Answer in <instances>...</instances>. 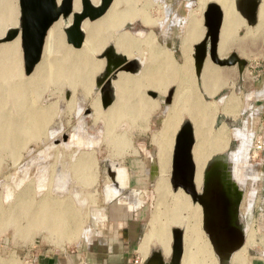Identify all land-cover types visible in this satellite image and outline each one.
Masks as SVG:
<instances>
[{
    "label": "rangeland",
    "instance_id": "rangeland-1",
    "mask_svg": "<svg viewBox=\"0 0 264 264\" xmlns=\"http://www.w3.org/2000/svg\"><path fill=\"white\" fill-rule=\"evenodd\" d=\"M144 2H151L153 4H149L145 7L149 15L154 16L150 21V25L143 24L138 17L134 21L123 22L124 24H122L118 30H127L131 34H134L138 39L136 46L127 47L125 51L120 52L116 50L113 42L109 41L95 56L101 59L102 67L100 68L101 70L92 76L91 82L86 83V87H88L87 92L84 91V87L80 84H75L72 89L68 84L63 83L58 85L46 84L38 93H31L29 98L32 97V94L39 95L38 98L36 96H34V99L25 98V102H22V104L26 103L31 106L32 104H36L49 107L45 116H42L44 120L42 121V118H40L43 128L41 127V131L35 133V135L31 134L30 136L29 134L26 138L19 141L21 142L19 144L12 145L11 142H7L9 144H6L0 141V264H33L32 260L29 258L32 257V255L28 257L25 255L26 243H28V240L33 234L35 240L41 247L56 248L60 246L52 245L53 243L50 240L49 234H47V229L44 230L43 225L40 223V226L42 225L40 227L36 222L37 218H39V220L43 218H40L38 216L39 214L36 212L39 211L40 213L42 211L40 213L42 214L44 212V207L42 206L47 204H56L63 209V211L65 209L64 212H67L66 215H70L71 212L74 213V211L76 212L73 215L74 225L78 227L75 228L76 235L71 238L70 242L61 237L57 240L61 241L62 239V243L65 244L76 242L86 227L83 218L84 208L86 207L85 209H88V205L94 203V196L96 197V195L91 193L92 190L95 189L97 192L96 194H99L100 189L105 190L108 187L110 194L112 191L117 192L119 190V182L117 181L119 179L118 175L121 177L124 176L125 173L123 167L127 170H131L137 177H142L143 172L147 174V177L145 176L146 179H144L145 182L143 181L139 184L142 194V200L139 205L141 218L139 222L140 232L144 230L143 234L146 233L150 228V221L153 219L156 210L162 208L158 203L159 195L155 187V181H157V177L160 175L157 162L158 148L155 142V132L160 128L170 102L167 104L161 102L159 99L150 96L148 91H153L159 97L164 96L165 93L159 95L152 89L153 87L142 88L144 97L151 102L154 98L156 106L153 108L152 105L148 109L147 107H143V110L116 111L118 113L123 112V114L128 113L126 114L127 117L122 119L121 117H117V120H112V123L114 122L111 127L112 131L106 134V132H108L106 128V116L112 113L111 104L116 98L113 80L121 71H125L128 74L130 73L129 75L132 74V76H138L144 67L145 59L149 60V65L151 66L150 71H153V74L156 71L163 73L162 76L164 75V78H161L162 82L160 81V86L161 88L166 87L165 91L171 88L172 93L170 97L172 98L176 92L177 85L175 82H171L170 77H167L169 74L165 75V67H167L165 61L169 60L172 62V59L168 54L161 52L155 53L153 50L156 45V47L164 46L170 50L176 65L173 62L172 64L175 67L182 66L185 62V57L182 54L183 63L181 65L177 64V62L180 63L182 61L178 57L177 44L180 32L182 30L185 31L187 22L185 15L187 10L184 7L179 8L176 13L174 12L176 15L174 18H170L172 12L169 11L166 16V21L169 22L168 29L161 33L160 28L153 26L159 24L162 26L160 22H163L164 25L165 23L163 20L165 19V14L163 6H157L155 0H123L122 6L134 3L135 6L140 9L143 7ZM260 2H262V0H260ZM16 3L17 1L15 0L17 10ZM27 4L28 12H30L33 10V5L35 4H33L31 0H28ZM203 5L199 4L195 8V10L198 11L196 14L197 17ZM161 16L162 21H160ZM84 19L87 22H94V20ZM17 27L16 31H18L19 28ZM60 33L63 38L62 28H60ZM243 34H246V27ZM244 35L240 37L237 36L232 44L238 49H242L243 52L241 53L239 50L241 55H238L239 57H243L245 61L244 66L249 64L253 67H259L264 62V50H262V48H264V28L263 31L255 33L254 40L250 39L251 41L242 44L243 47L240 48V46H238V40ZM145 37L149 38L148 42L150 43L144 41L143 38ZM62 40L63 43H65L64 38ZM143 41L146 42L147 45ZM248 43H250L251 46L249 50L246 48V52L245 46ZM107 45L110 46L112 51L121 54L127 61H132L133 65L129 68L125 67L123 69L118 67L113 69L110 68L111 64L109 62V67H107L108 70L105 71V58L111 59L110 54L105 52V47ZM18 50L20 69L23 73L19 38ZM44 55L47 59L54 55L52 45H50L47 52L43 51V57ZM158 56L162 57L163 60L160 67L159 64H157V60L160 59ZM189 56H187L188 59L186 58V61L188 65L190 64L191 66ZM207 61L209 60L207 59ZM211 65L218 70H230V72L227 74L228 76L225 75L224 85L219 88L213 97L205 95L199 77L200 75L195 78L192 73L197 92L202 94L200 98L203 103H213L214 100L217 101L219 98L229 95V93H237L236 95L239 96L240 99L242 95L249 90L250 79L248 77L250 75L246 74L245 70H242L244 68L241 69L243 72L238 74L234 65L232 67ZM251 73L253 74L254 72ZM23 74L25 75V73ZM96 97L97 100H93ZM131 98L133 99V97ZM94 104H98L99 110H101L100 117H95L94 115ZM4 107L5 109L3 108L2 115L11 119L20 118L22 112L18 109L20 105L16 100L7 102ZM129 114H132V116ZM94 117L97 118V120H95ZM186 120L194 126L187 115L180 116L178 125ZM108 122H111V119L108 120ZM223 123L226 125V128L233 130L234 137L232 136V138L228 140L225 150L211 153L205 163L213 156L221 154L226 156L227 170L225 173L231 176L230 181L233 178L232 181L236 179L237 181L239 180L241 184L236 203V220L239 223L242 234L241 242L243 241L244 244L246 235L248 236L252 233L253 245L251 244V247L249 246L245 253L246 264H264L263 148L256 152L253 158L248 157L252 134H257L258 132L255 133L254 127H251L249 119L242 116H225L217 111L215 112L213 122H208L206 130H204L211 136L213 133H217L216 130L219 129V126ZM243 124L250 131L249 135L248 133L244 134L238 129ZM176 131L177 130H175L173 134H175ZM62 137L64 138L62 139ZM118 140L120 143H118ZM88 154L92 155L88 156ZM81 155L82 159H80ZM230 155L232 156L230 157ZM84 160L87 162L83 164ZM169 167L170 160L168 159L166 168L167 180L170 170ZM110 170H112V172H110ZM114 174L116 176H114ZM107 177L109 181H105ZM103 180L105 182H102ZM110 180L111 183H109ZM225 180L227 179L225 178ZM230 181L229 183L233 187L232 181ZM169 188L171 189L170 184ZM171 190L173 192L175 191V189ZM169 198L170 196L167 197L166 205L171 202ZM35 206H40L41 210H39V208L35 210ZM70 207L72 208L71 210ZM33 208L35 209L32 210ZM67 209L68 211H66ZM26 210L31 212L27 213ZM149 210L151 214L145 227V216ZM33 211L36 212L33 213ZM42 215L44 216L45 212ZM7 217L10 220H8ZM32 218H34L33 222L31 220ZM5 219L7 220L5 221ZM242 246H240V248ZM156 248L161 249L157 243H151L146 252L147 255L150 249ZM240 248H236L235 250L238 251ZM235 250L232 251L236 252ZM232 251L229 253L231 254L230 257L227 256V260L230 263L226 262V264H233L230 260L233 255ZM134 253L135 252H133L130 257H132ZM164 257L166 259V256ZM28 258L31 261H28ZM243 258L244 257H242L239 263L244 262L245 258ZM215 262L218 264L216 257Z\"/></svg>",
    "mask_w": 264,
    "mask_h": 264
},
{
    "label": "bare ground",
    "instance_id": "bare-ground-1",
    "mask_svg": "<svg viewBox=\"0 0 264 264\" xmlns=\"http://www.w3.org/2000/svg\"><path fill=\"white\" fill-rule=\"evenodd\" d=\"M88 1L93 5L98 2V0ZM205 1L206 0H199V4L203 5ZM211 1H214V3L218 5L222 14L216 45V52L218 51L217 54L221 55L228 47L231 46L234 39H236L234 37L235 32L243 25V20L233 9V0ZM122 3L123 0H111L105 10L99 16L92 19L94 22H87L85 19H82L79 24V28L83 36L78 47H71L68 43H63L60 28L67 25L70 20V16L68 15L65 18L58 16L46 28L39 58L33 64L31 70L25 75L20 69L18 31H16V34L11 39L5 40V42H0V141L6 144H9L7 142H11L12 145L19 144L21 143L19 141L26 138L29 134L31 136V134L35 135V133L41 131V122L44 120L43 117L45 116L47 110H49V107L45 105L32 104L31 106L26 103L22 104V102H25V98L34 99V96L38 98L39 95L37 94H32V97L29 98L31 93H38V91H40L46 84L58 85L63 83L68 84V86L72 89L75 84H80L84 87V91L87 92L88 87H86V83L91 82L92 76L101 70L100 68L102 67L101 59H98L95 56L109 41H112L116 50L120 52L125 51L127 47L137 45L138 39L134 36V34H131L127 30H118L121 25L124 24L123 22L134 21L138 17L143 24L150 25V21L153 16L149 15L145 7L149 4H153L151 2H144L143 7L139 9L134 3L125 6H122ZM70 8L71 12L78 11V0H71ZM197 13L198 11H196L195 8L191 10L186 22L185 31L182 39L180 40V51L185 57L184 64L182 66L175 67L171 61H165V64L167 65V67H165V75L169 74L167 77L171 78V82L176 83L177 88L172 98L170 97V105L162 120V124L160 128L156 130L157 132H155V142L158 148L157 162L160 169V175L157 177V181H155V187L159 195L158 203L162 206V208H158L155 215H153V219L150 221V228L143 234L139 248L146 253L151 243H157L161 248L159 249L161 256L167 257L170 245V228L174 226L179 228L181 231V253L179 257V264H216V256H214L215 254L211 249L208 239L204 234V231L201 229V214L199 205L196 202L191 201L189 196L179 187H176L173 192L169 188V181L166 177L168 159L170 160L169 155L172 136L178 127L181 115H187V117H189L194 124V126L190 124L193 137V142L190 147V156L193 165L192 184L195 190L199 189L201 170L206 159H208L210 154L213 152L225 150L228 140L233 136V130L226 128L224 123L216 130V134L213 133L209 136L205 132L208 122H213L215 112L221 109L228 114L229 110L227 113V109L238 103V99L236 94L229 93V95H225L226 97L224 96L225 100L221 106H219L217 101L215 102L213 100V103L209 101L210 103L206 102L205 104L200 98L202 94L197 92L192 75V66H190V64L188 65L186 61V58L188 59L187 56L191 53V44L199 39L203 29L201 26L200 14L197 17ZM17 25L18 19L15 0H0V37L6 29H16ZM252 26H245L246 34H243L244 36L238 40L239 45H242L247 41H251L252 39L254 40L255 33L263 31L264 0H262V2L258 0L255 23ZM143 39L144 41H147V43H150L148 42V37ZM50 45H52L54 55L47 59L45 55L43 57V51L47 52ZM240 52L242 53L243 51ZM189 57L191 60V56ZM159 58L160 59L157 60V64H159L160 67L163 60L162 57ZM206 59L207 58L203 60L201 65L199 77L201 79L205 95L213 97L219 88L224 85V79L226 78L225 75H227L230 70H218ZM146 60L147 59H145L144 67L138 76H132V74L129 75L130 73L128 74L125 71H121L113 80L116 98L111 104L112 113L106 116V128L108 131L106 134L112 131L111 127L114 123H112V120H117V117H121V119L127 117L126 114L128 113L123 114V112H118L124 110H143V107H147L148 109L152 105L153 107L156 106L155 101L151 102L144 97L142 88L153 87V90L159 91V93H165L164 91L166 87L161 88L160 86L161 78H164V75L162 76L163 73L156 71L153 74V71H150V62L149 60ZM131 97H133V99ZM11 100H16L20 105L18 109H20V112L22 113L19 119H11L2 115V110L3 108L5 109L4 106ZM93 100H97V97ZM93 106L95 117H100L101 110H99L98 104H94ZM129 115L132 116V114ZM40 118H42V121H40ZM110 119L111 122H108ZM95 120H97V118H95ZM118 143H120L119 140ZM255 154L256 151H250L251 158H253ZM91 155L88 154V156ZM231 156L232 155H230V157ZM250 156L248 155L249 158ZM81 157L82 155L80 156V159H82ZM86 162L84 160L83 164ZM225 176L226 179L230 181L231 176H228L226 173ZM232 184L235 189L241 186L239 180L237 181L236 179L232 181ZM168 196H170L169 199H171V202L166 205ZM35 207L36 209L33 208L32 210H37L38 208L41 210L40 206ZM42 207H44V216L42 215L44 212L40 214L42 211L40 213L39 211H33V213L36 212L39 214L38 216L40 218L43 217L42 220L35 217L37 218L36 222L39 226L41 223L44 230L47 229V234H49L51 242L54 245H60L62 243V239L61 241H57L60 237L70 242L71 238L76 235L75 228H78L77 225H74L73 215L76 212L74 211V213L71 212L70 215H66L67 212H64L65 209L63 211V209L56 204H47ZM68 209L66 211H68ZM71 209L72 208L70 207V210ZM28 212L31 211H27V213ZM7 219H5V221ZM31 220L33 222L34 218ZM242 244L243 241L237 248H240ZM251 244L253 245L252 233L248 236L246 235V240L238 251L235 250L236 248L234 249L236 252L232 251L233 255L230 259L231 262L233 264H239L242 257L246 256L245 253L247 252V248L249 246L251 247ZM230 255L231 254H229L228 257H230ZM228 263L230 262L228 261Z\"/></svg>",
    "mask_w": 264,
    "mask_h": 264
},
{
    "label": "water",
    "instance_id": "water-1",
    "mask_svg": "<svg viewBox=\"0 0 264 264\" xmlns=\"http://www.w3.org/2000/svg\"><path fill=\"white\" fill-rule=\"evenodd\" d=\"M28 0H17L18 12V38L22 61V71L27 74L33 64L38 60L43 36L46 28L58 16L65 18L68 15L70 20L66 26L62 27L63 38L71 47H78L82 32L79 24L82 19L92 20L99 16L107 7L111 0H98L93 5L88 0H78V11L71 12V0H31L33 10L28 12ZM38 4V5H37ZM233 9L244 19L247 26L255 23V14L258 0H233ZM35 8V10H34ZM221 10L214 2H206L201 11V24L203 33L201 37L191 44V66L195 78L198 77L203 60L207 58L211 64L219 67L234 65L238 74L244 67L245 61L234 52H229L223 57L216 55L217 34L221 23ZM16 34L15 28H8L0 37V41L11 39ZM105 52L110 54L111 59L105 58V71L110 68H125L133 65L132 61H127L124 57L111 50L110 46L105 47ZM149 95L156 97L159 101L169 103L172 89H167L165 95L159 97L153 91H148ZM173 134L170 170L168 181L171 189L179 187L186 193L190 200L196 202L200 207V225L206 234L218 264L228 262V254L241 244L242 234L239 223L236 220V203L239 188L232 187L228 180H225L227 170V158L225 155L211 157L201 170L199 189L195 190L192 184L193 165L190 156V147L193 142L192 129L186 120L180 123ZM64 137H62L63 139ZM222 185L227 191V210L225 216L230 221V229L217 228L218 220L221 221L222 213L217 210L219 204V187ZM230 185V186H229ZM232 187V188H231ZM222 190V189H221ZM222 193V192H221ZM226 193V192H225ZM228 232V233H227ZM180 229L170 228L169 254L166 259L161 256L158 248L150 249L143 264H179L181 253Z\"/></svg>",
    "mask_w": 264,
    "mask_h": 264
},
{
    "label": "crops",
    "instance_id": "crops-1",
    "mask_svg": "<svg viewBox=\"0 0 264 264\" xmlns=\"http://www.w3.org/2000/svg\"><path fill=\"white\" fill-rule=\"evenodd\" d=\"M155 1V4L157 6H163L165 14V19L163 20L165 24L163 25V22H160L162 26L160 24L153 26L160 28L161 33L168 29L169 22L166 21V16L169 11L172 12H170V18H174L176 17L175 13L177 12V10L181 7H184L187 10L185 15V19L187 20L191 10L199 5V0ZM209 1L210 0L205 1L204 4ZM241 19L243 20V25L237 29L234 35L235 38L237 36H242L245 26H247L244 23V19ZM160 21H162V16L160 18ZM203 30L204 29H202L201 35L203 33ZM183 31L184 30L180 32V37L177 44L178 57L180 58V60H182L180 63L177 62V64L179 65L183 63V55L180 51V40L183 36ZM156 46L153 52L168 54L172 59V62L175 64L170 50H168L164 46ZM238 46H240V48L243 47L242 45ZM250 46V43H248L245 46V50L246 48L249 50ZM262 50H264V48H262ZM240 51H242V49ZM229 52H234L237 55H241L239 49L234 44H231V46L228 47L227 50H225L221 55H218L217 51L216 55L219 57H223ZM243 68L244 69L242 70H245L246 74L250 75L248 77L250 79L249 90L246 91L240 99L239 96L236 95L238 103L232 105L229 109H227V113L229 110L228 114H226V112L221 109L219 110V112L221 114H224L225 116H242L248 118L249 122H251V127H254L255 133H260L261 137L264 140V62L259 67H253L249 64H246ZM242 70L240 73L243 72ZM251 72L254 73L252 74ZM156 92L159 95H163V92ZM224 100L225 98L223 97L217 100L219 106L223 104ZM154 101L155 99L153 98V102ZM214 101L216 102V100ZM238 129H240L244 134L248 133L249 135L250 133V131L244 124L241 125ZM252 136H254V133L252 134ZM123 168L125 173L122 180L121 190L117 194H114V196L107 201L103 200L104 198H107L105 192H102L101 194V191L99 190V194H96L95 197L94 206L88 207V209H85L86 207L84 208L83 218L84 222L86 223V232H83L84 234L82 233L78 237L76 242H71L69 244L61 243L60 246H57L56 248H44L41 247L40 244H38V242L35 240L34 234L32 235V237L28 240V243H26L25 255L27 257L32 255V257L29 258L32 260L33 264H129V260L131 258L130 256L133 252L136 251V249L141 253L142 257H146L147 253L143 255L144 252L139 248L143 236V233L141 236L139 223L141 220L139 205L142 200V194L139 184L140 182H143L144 179H146L145 176L147 177V174L143 172L142 177H137L134 173L131 172V170H127L125 167ZM132 191L135 195L131 193ZM137 197L140 198V202L136 201ZM244 258V262H240L239 264H246V257Z\"/></svg>",
    "mask_w": 264,
    "mask_h": 264
},
{
    "label": "flooded vegetation",
    "instance_id": "flooded-vegetation-1",
    "mask_svg": "<svg viewBox=\"0 0 264 264\" xmlns=\"http://www.w3.org/2000/svg\"><path fill=\"white\" fill-rule=\"evenodd\" d=\"M263 149H264V147H262ZM110 172H112V170H110ZM114 176H116L115 174H114ZM110 178V177H109ZM116 178V177H115ZM118 184H119V190L117 191V192H114V191H112L111 192V194L109 193V191H108V187L105 189V190H101L100 189V191H101V194H102V192H105V195H106V197L107 198H104L103 200H109L110 198H112L113 196H114V194H117L120 190H121V188L120 187H122V180H123V178H124V176H121V177H119V175H118ZM109 181V179H108V177L105 179V181ZM104 180H103V182H105ZM109 183H111V180H110V182ZM219 189H220V191L222 192H219V194H220V196H219V204H218V206H217V210H219L220 211V213H222V217H220L221 218V221H219L218 220V223H217V228H219V229H221L222 230V228H224V229H230V226H231V223H230V221H228V218L225 216V214H224V212L227 210V205L225 204V201H227V198H229L228 197V195H227V191H226V189H224L223 187H222V185L219 187ZM222 189V190H221ZM226 192V193H225ZM92 194H94V195H96V190L95 189H93L92 190V192H91ZM132 194H134V192L132 191L131 192ZM135 195V194H134ZM137 202H140V198H138L137 197V200H136ZM94 203H95V196H94ZM94 203H91V204H89L88 205V207H91V206H94ZM150 214H151V212H150V210L147 212V214H146V216H145V227H146V224H147V221H148V219H149V217H150ZM145 229V228H144ZM144 231V230H143ZM143 231L141 232V236H142V233H143ZM86 232V227H85V230H84V233ZM83 233V234H84ZM228 233V232H227ZM141 240V239H140ZM140 243V242H139ZM136 253H138L141 257H142V255L140 254V252L136 249V251H135Z\"/></svg>",
    "mask_w": 264,
    "mask_h": 264
},
{
    "label": "built area",
    "instance_id": "built-area-1",
    "mask_svg": "<svg viewBox=\"0 0 264 264\" xmlns=\"http://www.w3.org/2000/svg\"><path fill=\"white\" fill-rule=\"evenodd\" d=\"M263 145H264V140L261 137L260 133L254 134V136H252V139H251V145H250L249 150L250 151L254 150L258 152L262 149ZM144 259L145 257H141L138 253L135 252L130 258L129 264H143ZM28 261H31V260L28 259Z\"/></svg>",
    "mask_w": 264,
    "mask_h": 264
}]
</instances>
